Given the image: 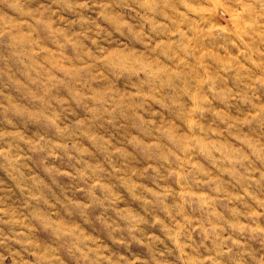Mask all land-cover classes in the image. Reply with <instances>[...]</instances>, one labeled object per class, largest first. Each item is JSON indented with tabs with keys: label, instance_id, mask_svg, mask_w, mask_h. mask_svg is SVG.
I'll return each mask as SVG.
<instances>
[{
	"label": "clouds",
	"instance_id": "obj_1",
	"mask_svg": "<svg viewBox=\"0 0 264 264\" xmlns=\"http://www.w3.org/2000/svg\"><path fill=\"white\" fill-rule=\"evenodd\" d=\"M0 264H264V0H0Z\"/></svg>",
	"mask_w": 264,
	"mask_h": 264
}]
</instances>
